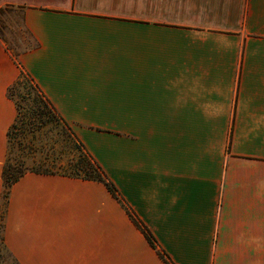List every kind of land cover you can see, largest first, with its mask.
<instances>
[{
    "label": "crops",
    "instance_id": "0c3cea01",
    "mask_svg": "<svg viewBox=\"0 0 264 264\" xmlns=\"http://www.w3.org/2000/svg\"><path fill=\"white\" fill-rule=\"evenodd\" d=\"M5 8L32 41L17 58L0 37V224L17 264H165L101 183L28 173L4 209L21 70L173 264H264V0ZM112 119L127 121L99 124Z\"/></svg>",
    "mask_w": 264,
    "mask_h": 264
},
{
    "label": "rangeland",
    "instance_id": "374dc122",
    "mask_svg": "<svg viewBox=\"0 0 264 264\" xmlns=\"http://www.w3.org/2000/svg\"><path fill=\"white\" fill-rule=\"evenodd\" d=\"M22 16L23 11L16 8H5L0 12V37L10 51L18 55L28 42H32L23 28ZM21 83L23 86L16 87L12 93L19 115L9 133L6 163L15 174L39 173L73 178L79 173V166L86 162L90 164L92 158L56 111L36 99L25 80ZM110 121L122 126L127 120H99V124ZM97 131L118 138L122 135L118 129ZM0 264H17L1 244Z\"/></svg>",
    "mask_w": 264,
    "mask_h": 264
},
{
    "label": "trees",
    "instance_id": "16d2710c",
    "mask_svg": "<svg viewBox=\"0 0 264 264\" xmlns=\"http://www.w3.org/2000/svg\"><path fill=\"white\" fill-rule=\"evenodd\" d=\"M1 11L2 10H0V12ZM15 56L17 58L19 57L18 54H16ZM22 80H25V82L27 83V86L30 87V89L32 90V93H34L36 99H39L44 105H46L47 107H50L52 110H54L51 103L42 94V92L40 91L38 86L35 84V82L31 78V76L28 75L23 70H21L20 78L18 79V81L13 86H11L8 90V96L10 97L11 100H13L15 102V100L13 99L12 93L16 87L23 86L21 83ZM15 104H16V108H17L18 105L16 102H15ZM17 114L19 115V109L18 108H17ZM17 118H18V116H17ZM63 123L68 126V124L65 121H63ZM14 126H15V124L12 126V128ZM8 137H9V134H8ZM90 162H91L90 164L88 162H86L85 165L79 166V168L77 169V171L79 173L77 175H74L73 178L74 179H80L83 181H94V182H98V183L103 184L108 189V191L111 193V195L125 209L126 213L130 217V219L132 220L134 225L144 234V236L146 237L150 246L157 252V255L164 261V263L165 264H173V262L170 260V258L163 251H161L158 248L155 239L150 234V232L147 230V228L140 221H138L136 219V217L131 212V210L126 206V204L119 197L116 188L114 187V185L110 181H108V179H107L106 175L104 174V172L102 171V169L92 159L90 160ZM87 166H90V168H88ZM80 167H83V168H80ZM34 174H39V173H34ZM24 175H25L24 173L15 174L14 172H12L11 167L8 166L7 163L5 164L4 169H3V181H4V188H5V190H4V201H5L4 202V209L7 207L8 196H9L11 187L14 184H16ZM43 175H50V174H43ZM2 229H3V225L0 224V244L1 245H3V238L1 237Z\"/></svg>",
    "mask_w": 264,
    "mask_h": 264
}]
</instances>
